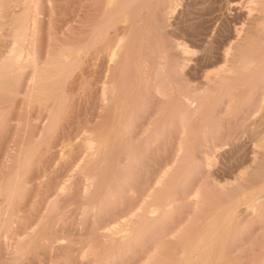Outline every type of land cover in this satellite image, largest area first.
<instances>
[{"label":"rangeland","instance_id":"obj_1","mask_svg":"<svg viewBox=\"0 0 264 264\" xmlns=\"http://www.w3.org/2000/svg\"><path fill=\"white\" fill-rule=\"evenodd\" d=\"M34 1L25 0L18 9L14 2L12 16L0 17V264H197L203 254L198 264H264V191L254 202L257 208L240 207L232 229L214 225L211 241L194 251L216 220L208 217L240 200L244 204L264 186V147H259L264 146V112L248 122L243 111L264 69L259 76L244 79L241 71L242 76L221 82L218 86L225 87L215 86L205 102L184 96L202 82L194 77L193 63L197 66V54L212 52L207 40L214 23L219 21L216 38L223 43L213 44L229 43L234 26L220 17L230 12L231 3H239L236 10L245 23L236 61L264 67V0ZM176 42L197 50L195 55L182 57ZM216 95L226 98L217 101ZM230 103L239 112L228 122L224 114ZM183 125L187 139L180 152ZM243 127L249 130L245 140L259 144L258 158H247L242 144L213 148L226 129ZM205 129L211 146L202 139ZM227 179L236 184L224 191ZM232 197L241 198L235 205ZM191 252L195 255L187 259Z\"/></svg>","mask_w":264,"mask_h":264},{"label":"bare ground","instance_id":"obj_2","mask_svg":"<svg viewBox=\"0 0 264 264\" xmlns=\"http://www.w3.org/2000/svg\"><path fill=\"white\" fill-rule=\"evenodd\" d=\"M25 2V0H0V17H3V16H5V17H7L6 15H8L10 12H13L12 11V9H14L13 8V3L15 2L16 3V8L15 9H18V5L19 4H21L22 2ZM30 1H34V0H30ZM43 1V0H42ZM45 1V0H44ZM107 2H111V1H108V0H106ZM149 1V0H148ZM174 1V0H173ZM222 1V0H221ZM242 1V0H241ZM241 1H239V2H241ZM35 2V1H34ZM125 2V1H124ZM169 2V1H168ZM186 2V1H185ZM188 2V1H187ZM223 2V1H222ZM27 3H30L29 2V0H28V2ZM38 3H40V1L38 2ZM113 3V2H112ZM111 3V4H112ZM227 3V2H226ZM242 3V2H241ZM258 3H260V2H257V5H258ZM12 4V5H11ZM225 4V3H224ZM223 4V5H224ZM228 4V3H227ZM232 4V3H231ZM229 5V10H230V12L228 11V13L226 14V15H222V18L220 17V20H224V21H227V23L228 22H231L232 24H233V26H234V28H233V30H230V37H229V39H230V41L229 40H227V41H229V43H227L226 45H224V47L222 46V47H220V46H215V44H213V43H217V45H220V43L222 44L223 42L221 41V40H217V35H216V32H218L217 31V29H218V26H219V21L218 22H216V23H214L215 25V27H214V30L212 31V33H211V35H210V37H209V33H208V37H209V39L207 40L209 43H210V47H211V50H212V52L209 54V55H207V54H197L195 57V59H196V61H197V66H195V64L193 63V61L191 62V64L193 63V65H194V68H195V72H193V73H195V76L194 77H200V78H202V82L201 83H199V81H197V84H195V82L193 83L192 81H193V79L191 78V82L193 83V84H195V85H193V87H192V90H191V93L189 92V93H185L184 94V96H188L187 98H189V101H190V99H192L193 101V103H194V101H197V102H201L202 100H203V102H205L204 101V99L206 98L205 96H207V94H209V93H212V89L215 87V86H217V87H219V89H223L225 86H223V88H220V87H222V86H218V84H220L221 82H224V81H227V80H230V79H232L233 80V78H236L239 74H240V72L242 71L243 73H244V76H245V78L244 79H246L247 77H251V76H255V75H257V76H259V74L263 71V69H264V67L263 66H258V65H256V64H253L252 62H250V64H243V63H239V62H237L236 61V48H237V43H238V40L240 39V32L244 29V25H245V23H244V25L241 23V22H243L244 21V19H243V21L241 20V22H240V18L242 17H240L239 16V10L237 11L236 10V7H237V4H239V3H237L236 4V7H235V5ZM234 4V3H233ZM253 4V3H252ZM108 5V4H107ZM110 5V4H109ZM114 5H115V3H114ZM113 5V6H114ZM166 5V4H165ZM223 5H222V7H223ZM226 5V4H225ZM224 5V6H225ZM242 5V4H241ZM251 5V4H250ZM19 6H21V5H19ZM23 6H25V5H23ZM37 6H38V4H37ZM115 6H117V5H115ZM125 6V5H124ZM172 6H173V4H172ZM202 6V5H201ZM253 6V5H252ZM87 7V6H86ZM174 7V6H173ZM239 7V6H238ZM105 8V7H104ZM108 8V7H107ZM110 8H112L111 7V5H110ZM133 8V7H132ZM171 8V7H170ZM221 8V7H220ZM240 8V7H239ZM243 8V7H242ZM21 9V8H20ZM27 9V8H26ZM30 9V8H29ZM135 9V8H134ZM224 9V8H223ZM241 9V8H240ZM248 9H250V8H248ZM255 9V8H254ZM256 9L258 10V11H261L262 9L259 7V6H256ZM115 10H117V9H115ZM242 11H243V9H241ZM17 12H24L23 10L22 11H19V10H16ZM105 11H107V10H105ZM113 11V10H112ZM245 11V10H244ZM256 11V10H255ZM110 12V11H109ZM115 12V11H114ZM225 12V11H224ZM223 12V13H224ZM252 12V11H251ZM14 13H16V12H14ZM14 13H12V14H14ZM151 13V12H150ZM158 13V12H157ZM177 13V12H176ZM248 13H250V12H248ZM247 13V14H248ZM264 13V12H263ZM19 13H17V15H18ZM106 14V13H105ZM173 14H174V12H173ZM225 14V13H224ZM244 14V13H243ZM107 15V14H106ZM112 15V14H111ZM176 15V14H175ZM12 15H11V13H10V17H11ZM28 16V15H27ZM108 16V15H107ZM121 16V15H120ZM178 16V15H177ZM181 16V15H180ZM179 16V17H180ZM215 16V15H214ZM246 16V15H245ZM253 16L255 17V15L253 14ZM260 16V15H259ZM263 16V15H262ZM9 17V18H10ZM123 17V16H122ZM215 17H217V16H215ZM105 18H107V17H105ZM125 18V17H124ZM178 18V17H177ZM249 18H250V16H249ZM263 18V17H262ZM209 19H211V18H209ZM242 19V18H241ZM106 20H108V19H106ZM216 20V19H215ZM218 20V19H217ZM247 20V19H246ZM110 21V20H109ZM211 21V20H210ZM249 21V20H248ZM0 22H1V18H0ZM207 22H209V21H207ZM251 22V21H250ZM258 22H260V21H258ZM128 23V22H127ZM184 23V22H183ZM230 23V24H231ZM229 24V25H230ZM249 24V23H248ZM248 24H246V25H248ZM101 25V24H100ZM210 25V24H209ZM222 25V24H221ZM228 25V24H227ZM259 25V24H258ZM11 26V25H10ZM213 26V25H212ZM226 26V25H225ZM230 26H232V25H230ZM211 28V27H210ZM262 28V27H261ZM105 29V28H104ZM207 29H209V28H207ZM220 29V28H219ZM258 29V28H257ZM263 29V28H262ZM4 30V29H3ZM176 30V29H175ZM206 30V29H205ZM18 31V30H17ZM22 31V30H21ZM14 32V31H13ZM50 32V31H49ZM170 32V31H169ZM226 32V31H225ZM244 32V31H243ZM130 33V32H129ZM245 33V32H244ZM243 33V34H244ZM256 33H258V32H255V34ZM261 33V32H260ZM158 34V33H157ZM169 34V33H168ZM178 34V33H177ZM176 34V35H177ZM181 34H183V33H181ZM226 34V33H225ZM224 34V35H225ZM242 34V33H241ZM257 35V34H256ZM260 35V34H259ZM263 35H264V33H263ZM179 36V35H178ZM182 36V35H181ZM183 36H184V34H183ZM248 36V35H247ZM122 37V36H121ZM164 37V36H163ZM185 37V36H184ZM258 37V36H257ZM177 38V37H176ZM243 38V37H242ZM253 38V37H252ZM122 39V38H121ZM184 39V38H183ZM174 40H175V38H174ZM179 40H181V39H179ZM205 40V39H204ZM125 41V40H124ZM176 41V40H175ZM175 41H173V42H175ZM182 41V40H181ZM192 41H194V40H192ZM179 42V41H178ZM183 42V41H182ZM117 43V42H116ZM184 43H185V41H184ZM184 43L182 44V43H178L177 44V42H176V47H177V49H178V51H179V53H181V56L183 57L184 55H186V54H188L189 52H192V51H190L189 49H188V47L186 46V45H184ZM193 43V42H192ZM197 43V42H196ZM208 43V44H209ZM225 43H226V41H225ZM189 44V43H188ZM199 44V43H198ZM203 44V43H202ZM207 44V43H206ZM170 45H171V43H170ZM200 45V44H199ZM116 46V45H115ZM169 46V45H168ZM190 46V45H189ZM205 47H206V45H204ZM209 46L208 47H206V48H209ZM241 46V45H240ZM198 47H200V46H198ZM195 48H197V47H195ZM201 48V47H200ZM14 49V48H13ZM160 49V48H159ZM172 49V48H171ZM192 49V48H191ZM205 51H206V49H204ZM210 50V49H209ZM167 51V50H166ZM193 51H194V49H193ZM197 51V50H196ZM196 51H194V52H196ZM260 51H262V50H260ZM81 52V51H80ZM100 52V51H99ZM161 52V51H160ZM194 52H192L193 54H194ZM199 52H201V51H199ZM207 52V51H206ZM206 52H204V53H206ZM252 52V51H251ZM258 52V51H257ZM9 53V52H8ZM164 53L165 52H163V54L161 53L160 55H164ZM167 53V52H166ZM241 53V52H240ZM264 53V52H263ZM131 54V53H130ZM169 54H170V52H169ZM174 54V53H173ZM244 54V53H243ZM258 54V53H257ZM261 54H262V52H261ZM118 55V54H117ZM167 55V54H166ZM164 56V57H166L167 58V56ZM177 55V54H176ZM195 55V54H194ZM113 56H115L114 54H113ZM135 56V55H134ZM175 56V55H174ZM180 56V57H181ZM190 56H192L191 54H190ZM77 57V56H76ZM94 57V56H93ZM120 57V56H119ZM158 57V56H157ZM177 57H179V56H177ZM186 57V56H185ZM193 57V56H192ZM253 57V56H252ZM108 58V57H107ZM248 58H251V56L250 57H248ZM259 58V57H258ZM263 58V57H262ZM165 59V58H164ZM171 59H173V58H171ZM186 59H188V58H186ZM245 59V58H244ZM247 59V58H246ZM108 60H109V58H108ZM113 60V59H112ZM120 60V59H119ZM176 60H177V58H176ZM180 60V59H179ZM184 60V59H183ZM159 61V60H158ZM165 61H167V59L165 60ZM175 61V60H174ZM188 61H190V60H188ZM244 61V60H243ZM247 61H249V60H247ZM260 61V60H259ZM258 61V62H259ZM161 62V61H160ZM159 62V63H160ZM163 62V61H162ZM184 62V61H183ZM214 62H217V63H222L221 65H219V67L217 68V69H210V68H212V66L214 65ZM253 62H254V60H253ZM148 63V62H147ZM164 63V65H165V62H163ZM175 63H176V61L174 62V65H175ZM245 63H246V61H245ZM108 64V63H107ZM167 64V63H166ZM171 64V63H170ZM173 64V63H172ZM182 64V63H181ZM191 64H189V65H191ZM120 65V64H119ZM155 65V64H154ZM173 65V66H174ZM187 65V64H186ZM186 65H185V67H186ZM168 66V65H167ZM171 66V65H170ZM176 66V65H175ZM148 67V66H147ZM162 67V66H161ZM177 67V66H176ZM180 67V66H179ZM183 67H184V65H183ZM193 67V66H192ZM215 67V66H214ZM213 67V68H214ZM188 68H190V67H188ZM142 69H143V65H142ZM151 69V68H150ZM158 69V68H157ZM165 69H168V68H164V69H162V70H165ZM170 70L172 69V67L171 68H169ZM178 69V68H177ZM179 69H181V67L179 68ZM178 69V70H179ZM145 70V69H144ZM173 70V69H172ZM186 70V69H185ZM185 70H183V71H185ZM190 69H188V71H189ZM38 71V70H37ZM115 71V70H114ZM168 71V70H167ZM174 71V70H173ZM183 71H182V73H183ZM187 71V70H186ZM144 72V71H143ZM156 72V71H155ZM172 72V71H171ZM178 72H180V70L178 71ZM157 73V72H156ZM167 73V72H166ZM169 73V72H168ZM167 73V74H168ZM174 73V72H173ZM181 73V72H180ZM243 73H241V74H243ZM264 73V72H263ZM148 74V73H147ZM160 74V73H159ZM164 74V73H163ZM167 74H164V75H167ZM171 76H172V74L171 73H169ZM144 75V74H143ZM142 75V76H143ZM157 75V74H156ZM189 75V74H188ZM191 75V77H193L192 76V74H190ZM159 76V75H158ZM157 76V77H158ZM163 76V75H162ZM170 76V77H171ZM179 76V75H178ZM239 76H242V75H239ZM247 76V77H246ZM168 77H169V75H168ZM182 77V76H181ZM142 78V77H141ZM145 78V77H144ZM166 78V77H165ZM120 79V78H119ZM157 79V78H156ZM161 79H162V77H161ZM164 79V78H163ZM168 79V78H167ZM171 79V78H170ZM175 78H173V80H174ZM190 79V78H189ZM243 79V80H244ZM248 79V78H247ZM259 80H257V82H256V84H255V82H253L254 84H252L253 85V87H254V85H255V88H254V93L252 94V97L250 98V100L248 101V104L246 105L245 103H242V104H240V106H243L244 104H245V107H243V111H244V116H246V118H248V119H244V120H247L248 122L249 121H256V120H259V117H261V114L264 112V74L263 75H261L259 78H258ZM142 80H143V78H142ZM145 80V79H144ZM144 80H143V83H144ZM160 80V79H159ZM158 80V81H159ZM166 80V79H165ZM165 80H164V82H165ZM186 80H187V78H186ZM196 80V79H195ZM194 80V81H195ZM242 80V81H243ZM127 81V80H126ZM178 81V80H177ZM106 82V81H105ZM108 82V81H107ZM111 82V81H110ZM110 82H109V84H110ZM154 82V81H153ZM160 82V81H159ZM169 82H171L170 80H169ZM168 82V83H169ZM183 82V84H184V81H182ZM239 82H241V80H239ZM174 83V82H173ZM180 83V82H179ZM228 83V82H227ZM245 83V82H244ZM243 83V85H245ZM248 83H249V81H248ZM107 84V83H106ZM147 84H149V81H148V83ZM175 84H176V82H175ZM174 84V85H175ZM177 84H178V82H177ZM186 84V83H185ZM237 84V83H236ZM246 84H247V82H246ZM112 85V84H111ZM150 85V84H149ZM154 85H155V83H154ZM154 85H153V87H154ZM168 85V84H167ZM170 85V84H169ZM180 85H181V83H180ZM191 85L192 84H190V87H191ZM223 85H225V84H223ZM239 85H241V84H239ZM238 85V86H239ZM227 86H229V85H227ZM250 86V85H249ZM108 87V86H107ZM142 87H144L143 86V84H142ZM147 87V86H146ZM149 87V86H148ZM152 87V86H151ZM160 87V86H159ZM170 87H171V85H170ZM173 87V86H172ZM171 87V88H172ZM179 87V86H178ZM187 87V86H186ZM231 87H234V86H231ZM240 87V86H239ZM251 87V86H250ZM145 88V87H144ZM167 88H169V86L167 87ZM175 88V87H174ZM180 88H182V87H180ZM246 88V87H245ZM248 88V87H247ZM115 89V88H114ZM149 89V88H148ZM176 89V88H175ZM179 89V88H178ZM177 89V90H178ZM183 89H185V88H183ZM219 89H217V90H219ZM242 89H244V88H242ZM179 90H181V89H179ZM214 90V89H213ZM216 90V91H217ZM229 90H231V89H229ZM228 90V91H229ZM248 91H250L251 92V90H249V89H247ZM246 90V91H247ZM173 91V90H172ZM181 91H183V90H181ZM215 91V92H216ZM232 91V90H231ZM245 91V89L242 91V92H244ZM245 91V92H246ZM114 92V91H113ZM151 92V91H150ZM162 92V91H161ZM32 93V92H31ZM154 94H155V92H153ZM156 93H157V91H156ZM167 93V92H166ZM176 93H178V91H176ZM175 93V94H176ZM217 93V92H216ZM237 93H238V91H237ZM241 93V92H240ZM249 93V92H248ZM247 93V94H248ZM112 94V93H111ZM163 94V93H162ZM165 94V93H164ZM174 94V95H175ZM227 94H228V92H227ZM226 94V95H227ZM235 94V93H234ZM153 95V94H152ZM160 96H161V94H159ZM178 96H179V94H177ZM225 95V94H224ZM225 95V96H226ZM239 95H242V93L241 94H239ZM245 95H246V93H245ZM158 95H156V96H154V97H157ZM176 96V95H175ZM184 96H183V98H184ZM209 96H212V94L211 95H209ZM248 96H249V94H248ZM248 96H246V97H248ZM111 97V96H110ZM112 97H113V95H112ZM111 97V98H112ZM153 97V96H152ZM177 97V96H176ZM180 97H181V95H180ZM221 97V96H220ZM223 97V96H222ZM222 97L221 98H217V95H216V100L217 101H220L219 99H222ZM240 96H238L237 97V99L239 98ZM242 97L243 96H241V99H242ZM109 98V97H108ZM173 98V97H172ZM175 98V97H174ZM226 97H223V99H225ZM229 98V97H228ZM227 98V99H228ZM113 99V98H112ZM171 99V98H170ZM184 99H186V98H184ZM207 100H208V98H206ZM210 99V98H209ZM213 99V98H212ZM223 99H222V101H223ZM226 99V102L228 103V100ZM247 99V98H246ZM248 99H249V97H248ZM180 100V99H179ZM186 100H188V99H186ZM206 100V101H207ZM109 101V100H108ZM189 101H187V103L189 102ZM213 101V100H212ZM230 101V100H229ZM171 102V101H170ZM173 102V101H172ZM183 102H186V101H183ZM214 102H215V100H214ZM232 102V101H231ZM160 103V102H159ZM179 103H181V102H179ZM186 103V104H187ZM216 103V102H215ZM215 103H214V108H215V106H217V105H215ZM218 103V102H217ZM226 103V104H227ZM186 104H185V107H186ZM205 104V103H204ZM207 104V103H206ZM210 104H211V102H210ZM233 104H235V103H233ZM171 105V104H170ZM184 105V104H183ZM183 105H181V106H183ZM196 105V104H195ZM201 106H203L202 105V103L200 104ZM200 105H199V107H200ZM221 105V104H220ZM220 105H218V108L220 107ZM237 105H238V102H237ZM197 106V105H196ZM196 106H194L195 108H193V109H196V108H198V107H196ZM208 106V105H207ZM223 106V105H222ZM225 106V105H224ZM236 106V105H235ZM235 106H232V103H230V104H228V107H227V109L225 110V116H227V117H229L228 119L229 120H227L228 122L229 121H231V117L234 115V114H236V112L238 111V109L236 110V109H234L235 108ZM141 107V106H140ZM172 107H173V104H172ZM180 106H178V108H179ZM184 107V106H183ZM188 107V106H187ZM190 107V106H189ZM188 107V108H189ZM182 108V107H181ZM210 108V107H209ZM221 108V107H220ZM236 108H238V107H236ZM135 109V108H134ZM177 109V108H176ZM180 109V108H179ZM224 109V108H223ZM239 109H240V107H239ZM148 110V109H147ZM184 110V109H183ZM189 110V109H188ZM197 111H198V109H196ZM196 110H193V111H196ZM200 110H201V108H200ZM199 110V111H200ZM240 110H242V109H240ZM215 111V110H214ZM218 111H221V110H218ZM242 111V112H243ZM182 114H184V111L182 112V111H180ZM191 112V111H190ZM216 112V111H215ZM239 112V111H238ZM241 112V113H242ZM180 113V114H181ZM194 113L195 112H193V115H194ZM197 113V112H196ZM143 114V113H142ZM152 114V113H151ZM150 114V115H151ZM185 114H187V113H185ZM189 114V113H188ZM187 114V115H188ZM191 114H192V112H191ZM198 114V113H197ZM200 114V113H199ZM221 114V113H220ZM154 115V114H153ZM155 115H157V114H155ZM174 115V114H173ZM193 115H191L192 117H193ZM218 115V114H217ZM216 115V116H217ZM190 116V115H189ZM244 116H242L243 118H245ZM151 118L152 117H154V116H150ZM176 117V116H175ZM188 117V116H187ZM186 117V118H187ZM221 117H222V115H221ZM224 117V116H223ZM149 118V117H148ZM179 118V117H178ZM198 118V117H197ZM196 117H195V119H197ZM242 118V119H243ZM264 118V117H263ZM174 119V118H173ZM191 119H193V118H191ZM190 119V120H191ZM222 119V118H221ZM226 118H224V120H225ZM234 119V118H233ZM241 119V120H242ZM156 120V119H155ZM179 120V119H178ZM185 120V119H184ZM197 120H199V119H197ZM201 120V119H200ZM203 120V119H202ZM235 120V119H234ZM154 121V120H153ZM176 121V120H175ZM180 121H181V119H180ZM189 121V120H188ZM192 121V120H191ZM195 122H196V120H194ZM246 121V122H247ZM144 122V121H143ZM155 122V121H154ZM153 122V123H154ZM170 122V121H169ZM194 122V123H195ZM240 122V121H239ZM246 122H244L245 124H243V123H241L242 125H246ZM257 122H259V121H257ZM148 123V122H147ZM150 123H152V122H150ZM183 123V122H182ZM193 123V122H192ZM202 123V122H201ZM231 123V122H230ZM234 123V122H233ZM256 123V122H255ZM262 123V122H261ZM178 124H180V122L178 123ZM196 124H198V123H196ZM209 124V123H208ZM250 124V123H249ZM258 124H260V123H258ZM169 125V124H168ZM190 125V124H189ZM199 125V124H198ZM222 125V124H221ZM228 125V123L226 124V126ZM241 125V126H242ZM257 125V124H256ZM149 126V125H148ZM173 126V125H172ZM172 126H171V128H172ZM197 126V125H196ZM195 126V127H196ZM207 127H208V125H206ZM205 126V127H206ZM238 126V125H237ZM177 127V126H176ZM183 127H184V130H183V132H182V135H181V137H180V145H179V149H180V152H181V150L183 149V147H184V143H185V140L187 139V129H185V125H183ZM183 127H182V129H183ZM198 127V126H197ZM206 127V128H207ZM209 127H210V125H209ZM249 127V126H248ZM252 127V126H251ZM145 128V127H144ZM168 129H169V127H167ZM178 128H181V127H179L178 126ZM225 128V127H224ZM228 128V127H227ZM254 128V127H253ZM252 128V129H253ZM196 129V128H195ZM197 129H199V128H197ZM202 129V128H201ZM209 129V128H208ZM216 129V128H215ZM214 129V130H215ZM238 129H240V128H238ZM245 129V127H243V130L241 131V132H238V131H228L227 129H226V132L225 133H223L222 134V132H221V137L219 138V141H217L218 143L216 144V143H213V148H218L219 146H223V145H225L226 146V148H228L227 147V145H230V146H232V145H235L236 144V146H237V144H242V146H244L245 147V151H246V156H247V158H254V160L256 159V158H258V152H259V147H264L263 145H261V146H259L258 147V143H256L255 144V146L254 145H251L250 143H248L245 139H246V130H244ZM249 129V128H248ZM251 129V128H250ZM169 130H171V129H169ZM168 130V135L169 134H171L170 133V131ZM176 130V129H175ZM191 130V129H190ZM193 130V129H192ZM206 131H203L201 134H202V139L204 140V142L206 141L207 142V144H208V141H210L209 140V138H208V136H209V134H208V132H207V129H205ZM225 130V129H224ZM236 130V129H235ZM174 131V130H173ZM182 131V130H181ZM202 131V130H201ZM216 131H217V129H216ZM247 131H249V130H247ZM251 132L253 131V130H250ZM175 132V131H174ZM177 132V131H176ZM188 132H190V131H188ZM192 132V131H191ZM193 133V132H192ZM211 133H212V131H211ZM210 133V134H211ZM139 134V133H138ZM175 134V133H174ZM179 134V132L177 133V135ZM214 135H215V133H213ZM212 134V135H213ZM218 134H219V131H218ZM217 134V135H218ZM176 135V134H175ZM189 135V134H188ZM194 135V134H193ZM196 135V134H195ZM137 136V135H136ZM148 136V135H147ZM172 136V135H171ZM199 136V135H198ZM211 136V135H210ZM220 136V135H219ZM255 136H256V134H255ZM262 136V135H261ZM135 137V136H134ZM169 137L170 136H168V139H169ZM191 137V136H190ZM193 137V136H192ZM259 137V136H258ZM257 137V138H258ZM130 138V137H129ZM132 138V137H131ZM130 138V139H131ZM199 138V137H198ZM216 138V137H215ZM214 138V139H215ZM257 138L255 139L256 141H257ZM259 138H261V137H259ZM259 138H258V141H259ZM123 139V138H122ZM171 139H172V137H171ZM174 139V138H173ZM195 139V138H194ZM201 139V140H202ZM254 139V138H253ZM132 140H133V138H132ZM175 140V139H174ZM179 140V139H178ZM193 140V139H192ZM262 140H264V138L262 139ZM170 141V140H169ZM177 141V140H176ZM194 141V140H193ZM198 141H200V140H198ZM197 141V142H198ZM212 141V140H211ZM210 141V142H211ZM250 141V140H249ZM178 142V143H179ZM205 142V143H206ZM213 142V141H212ZM264 142V141H263ZM262 142V143H263ZM170 143V142H169ZM177 143V142H176ZM177 143V144H178ZM199 143V142H198ZM197 144V143H196ZM201 144V143H200ZM207 144H205L206 146H207ZM254 144V143H253ZM209 146H211L212 145V143H211V145H210V143L208 144ZM178 146V145H177ZM186 146V145H185ZM199 146V145H198ZM240 146V145H239ZM243 147V148H244ZM257 147V148H256ZM197 148V147H196ZM206 148H208V146L206 147ZM231 148V147H230ZM232 148H233V146H232ZM235 148V147H234ZM202 149H204L203 147H202ZM212 149V148H211ZM221 149H223L222 147H221ZM258 149V150H257ZM178 150V149H177ZM184 150V149H183ZM195 150V149H194ZM206 151L208 150V149H205ZM223 150H225V149H223ZM232 150V149H231ZM264 150V149H263ZM204 151V150H203ZM211 151V150H210ZM217 151V150H216ZM220 151V150H219ZM218 151V152H219ZM230 151V150H229ZM262 151V150H261ZM167 152V151H166ZM179 152V153H180ZM183 152V151H182ZM205 152V151H204ZM204 152H202V153H204ZM212 152V151H211ZM226 152V151H225ZM178 153V154H179ZM208 153V152H207ZM214 153V152H213ZM220 153H222V152H220ZM223 153H224V151H223ZM262 153V152H261ZM182 154V153H181ZM200 154V153H199ZM210 155H212V153H209ZM218 154V153H217ZM226 154V153H225ZM224 155V154H223ZM259 155H261V154H259ZM100 156V155H99ZM201 156V155H200ZM203 156H205V154L203 155ZM225 156V155H224ZM264 156V155H263ZM210 158L212 157V156H209ZM208 155H207V161H209L208 160ZM261 157V156H260ZM259 157V158H260ZM205 158V159H206ZM203 161V160H202ZM205 161V160H204ZM210 161H211V159H210ZM201 162V161H200ZM255 162V161H254ZM203 162H201V164H202ZM211 164V163H210ZM254 164V163H253ZM200 165V164H199ZM202 165H204V164H202ZM206 165V164H205ZM222 165V164H221ZM201 166V165H200ZM208 166V165H207ZM244 166V165H243ZM250 166V165H249ZM253 166V165H252ZM222 168V167H221ZM261 170V169H260ZM202 171V170H201ZM245 172H247L246 170H244ZM244 171H243V173H244ZM217 173V172H216ZM229 173V172H228ZM242 173V174H243ZM249 173V172H248ZM248 173H247V175H248ZM254 173V172H253ZM223 174V173H222ZM232 174V173H231ZM246 174V173H245ZM255 174H256V172H255ZM254 174V175H255ZM256 175H258V174H256ZM263 175V174H262ZM262 175H260L261 177H262ZM217 176V175H216ZM224 177V175H221V177ZM226 176L227 175H225V178H226ZM244 176H246V175H244ZM259 176V177H260ZM220 176H218V178H219ZM220 177V178H221ZM247 177V176H246ZM257 177V176H256ZM259 177H257L258 179H259ZM217 178V177H216ZM224 178V179H225ZM227 178H229V176L227 177ZM251 178H253V177H251ZM240 179H242V178H240ZM173 180V179H172ZM218 180V179H217ZM223 180V179H222ZM231 180V179H230ZM229 180V181H230ZM245 180H246V178H245ZM247 180H249L248 178H247ZM246 180V181H247ZM254 180V179H253ZM260 180V179H259ZM263 180V179H262ZM220 181V180H219ZM242 181V180H241ZM225 183H226V181H224ZM223 182V183H224ZM244 182V181H243ZM262 182H264V181H262ZM155 183V182H154ZM217 183H218V181H217ZM221 183V182H220ZM222 183V184H223ZM223 184L222 185V187L224 188H227V187H229V186H232V185H235V184H233V182L231 183V181L230 182H228V179H227V183L226 184ZM254 184H255V182H254ZM253 184V185H254ZM256 184H257V182H256ZM255 184V185H256ZM263 184V183H262ZM261 184V185H262ZM151 185V184H150ZM218 185H219V183H218ZM221 185V184H220ZM219 185V186H220ZM264 185V184H263ZM252 186V185H251ZM250 186V187H251ZM170 187V186H169ZM236 187H239L238 185L236 186ZM261 187V186H260ZM260 187H259V191L258 192H255V193H253V195H251L250 196V198L246 201V202H244V204H240L241 203V200H240V203H239V205H237V206H233V207H231L230 209H226L225 207V205L222 207V209H226V210H224V211H222V213H219V212H216V214L217 213H219V215H218V217H217V215L216 214H214V216H216V218H212V217H208V218H210V220L211 219H216V220H214L213 221V223H212V225L211 226H209L210 227V230H209V228L208 229H206V230H208V231H204V232H206V233H204L203 232V237H201L199 240L198 239H196V240H198L199 242L197 243V241H196V243H197V245H196V247H194L195 248V250H194V248L193 247H191V248H193V250L196 252H198L201 248H202V246H203V244L205 245V243L208 241L209 242V240L211 239V238H213L214 236H212L213 235V232H214V228H212V227H214V225H220L221 227H220V229L221 228H224L225 226L226 227H229V228H227V230L228 229H232V228H230V226H232V224H234L235 222H234V219H235V217L237 216V214H238V210L240 209V207L242 208V207H250V208H254L255 207V204L256 203H254L255 202V200H257V198H258V196H259V194H261V193H263V191H264V186L260 189ZM225 188H224V191H225ZM229 188H232V187H229ZM239 191V190H238ZM255 191V190H254ZM243 192V191H242ZM242 192H240L241 194H242ZM188 193V192H187ZM251 193H252V191H251ZM248 194V193H247ZM250 194V193H249ZM3 195V194H2ZM87 195V194H86ZM181 195V194H180ZM183 195V194H182ZM202 195V194H201ZM245 195V194H244ZM223 198V197H222ZM229 198V197H228ZM233 198V197H232ZM231 198V199H232ZM235 198H237V197H235ZM241 197H238V199H240ZM200 199V198H199ZM238 199L236 200V202L238 201ZM222 200V199H221ZM233 200H234V198H233ZM235 200H234V202H235ZM243 200H245V199H243ZM198 201V200H197ZM223 201V200H222ZM230 201V200H229ZM186 202H187V200H186ZM207 202V201H206ZM231 202V201H230ZM233 202V203H234ZM236 202H235V205H236ZM239 202V201H238ZM233 203H231V205L233 204ZM230 204V203H229ZM228 204V205H229ZM170 206V205H169ZM222 206V205H221ZM145 207V206H144ZM156 207H157V205H156ZM139 208V207H138ZM255 208H257V206L255 207ZM259 208V207H258ZM221 209V210H222ZM246 209V208H245ZM257 210H259V209H257ZM205 211H206V209H205ZM208 211V210H207ZM220 211V210H219ZM256 211V210H255ZM62 212V211H61ZM150 212V211H149ZM221 212V211H220ZM205 213V212H204ZM258 213V212H257ZM6 214V213H5ZM1 215V214H0ZM207 215V214H206ZM211 215V214H210ZM209 215V216H210ZM189 216V215H188ZM212 216V215H211ZM191 217V216H190ZM204 217H206V216H204ZM206 217V218H207ZM205 218V219H206ZM196 220V219H195ZM204 220V219H203ZM203 220H201V222L203 221ZM208 219H206V221H207ZM194 221V220H193ZM198 221V220H197ZM244 221V220H243ZM210 222V221H209ZM209 222H208V224H209ZM234 222V223H233ZM199 224V223H198ZM206 225H208L207 224V222L205 223ZM205 224H204V226H203V228L205 227ZM201 225H203V224H201ZM216 226H215V228H216ZM181 227V226H180ZM202 228V226H199V228ZM192 228V227H191ZM190 228V229H191ZM197 228V227H196ZM217 229H219V227L217 228ZM189 230V229H188ZM199 230V229H198ZM201 230V229H200ZM199 230V232H202L203 231V229L200 231ZM224 230V229H223ZM222 230V231H223ZM242 230V229H241ZM173 231V230H172ZM169 232V231H168ZM219 232V231H218ZM217 232V233H218ZM224 232H227V231H223L222 232V234H224ZM229 232H230V230H229ZM228 233V232H227ZM227 233H225V235H227ZM215 234V233H214ZM221 234V235H222ZM199 235V234H198ZM221 235L219 236V237H221ZM225 235H224V237H225ZM191 236V235H190ZM190 236H189V238H190ZM197 236V235H196ZM201 236V235H200ZM212 236V237H211ZM223 236V235H222ZM186 238V237H185ZM194 239V238H193ZM219 240V239H218ZM222 240L224 241V238L222 237ZM243 240V239H242ZM195 241V240H194ZM211 241V240H210ZM220 241V240H219ZM193 242V241H192ZM216 242V241H215ZM217 243V242H216ZM219 243L220 242H218V245H219ZM190 244V243H189ZM194 244V243H193ZM208 244V243H207ZM220 244H222V243H220ZM225 244V243H224ZM223 244V245H224ZM240 244V243H239ZM171 245V244H170ZM211 245H213V244H210V246ZM177 246V245H176ZM184 246V245H183ZM161 247V246H160ZM170 247V246H169ZM212 247V246H211ZM213 247H214V245H213ZM213 247H212V250H213ZM216 247V246H215ZM214 247V248H215ZM184 248V247H183ZM186 248V247H185ZM184 248V249H185ZM188 249H190L189 247H187ZM208 249H209V246L207 247ZM221 248V247H220ZM187 249V250H188ZM203 249V248H202ZM206 249V248H205ZM215 249H217V248H215ZM214 249V250H215ZM219 249V248H218ZM162 250V249H161ZM178 250V249H177ZM211 250V249H210ZM211 250V251H212ZM179 251V250H178ZM191 251V250H190ZM204 251V250H203ZM223 251H224V249H223ZM184 252H186V250H184ZM183 252V253H184ZM189 252V251H188ZM195 252L193 253V252H191V253H188L189 254V256H185L187 259L188 258H190L192 255H195ZM225 252V251H224ZM169 253V252H168ZM201 254H203V252H200ZM206 253V252H205ZM232 253V252H231ZM209 254V253H208ZM167 255V254H166ZM199 256V255H198ZM202 256H204V254L202 255ZM202 256H200L201 258H202ZM193 257V256H192ZM191 257V258H192ZM22 258V257H21ZM185 258V259H186ZM197 258V257H196ZM201 258H199L198 257V259H201ZM215 258V257H214ZM195 259V258H194ZM198 259H195L196 261H199L200 262V260H198ZM187 261V260H186ZM196 261H195V263H196ZM86 262V261H85ZM199 262H197V264L199 263ZM188 263V262H187ZM192 264H194V263H192Z\"/></svg>","mask_w":264,"mask_h":264}]
</instances>
